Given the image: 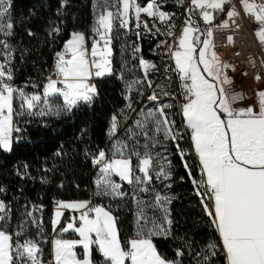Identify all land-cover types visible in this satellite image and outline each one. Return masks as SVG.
I'll return each instance as SVG.
<instances>
[{
	"label": "trees",
	"instance_id": "1",
	"mask_svg": "<svg viewBox=\"0 0 264 264\" xmlns=\"http://www.w3.org/2000/svg\"><path fill=\"white\" fill-rule=\"evenodd\" d=\"M136 1L144 7L152 0ZM156 1L165 11L174 12L175 18L178 16L180 8L176 2ZM108 10L115 17L112 72L97 78V93L92 101H80L67 109L62 96L47 97L45 104L41 94L39 107L31 111L35 113L43 107L49 114L14 117L21 132L13 134L12 151L0 149V202L6 208V212L0 215L3 217L0 230L12 236L14 247L17 243L32 241L39 249L37 255L42 262L53 264L54 239H77L76 233L62 231L64 222L53 230L57 202L88 200L112 211L123 248L136 238L139 224L148 222L151 227L154 221L167 231V235L151 237L166 260L176 264H228L219 232L204 208L206 203L211 210V205L205 198L202 202L193 183V180L202 179L196 153L189 149V155L182 156L181 144L176 145L170 138H165L163 131H156V121L161 119L152 110L156 104L150 100L141 103L148 83L140 76L138 61L130 52V43L137 40L144 58H149L151 47L161 36L137 31L133 8L131 32L124 37L117 33L121 0H11L3 19V22L13 24L9 30L11 35L0 32V41L11 46L12 59L6 64L12 70L10 83L30 96L31 84L41 86L49 75L56 72V53L71 35L86 33L92 36L99 16ZM0 61L5 62L4 56L0 55ZM232 88L228 86V94L239 96ZM21 103L19 94L15 93L17 112ZM232 106L238 109L240 99ZM134 110L132 119L124 125V120ZM148 112L153 116H148ZM165 115L168 118V114ZM113 117H116V130L111 134ZM137 120L141 121L140 125L136 124ZM118 149L131 160L134 175L144 182L129 184L111 176L109 179L113 183L121 185L118 191L123 195L111 193L110 189L108 194H100L106 185L96 186L99 170L93 165V159L100 150L105 151L109 161L122 158ZM146 152L153 160L150 181L139 171V159ZM136 153L140 156L137 157ZM161 167L170 172L169 179L157 178ZM157 194L168 197L163 206L157 203ZM35 206L43 208L37 211ZM210 245H215V249ZM178 251L183 255H176ZM15 264L32 262L25 257L22 260L17 258ZM92 264H105L96 245L92 247Z\"/></svg>",
	"mask_w": 264,
	"mask_h": 264
},
{
	"label": "snow or ice",
	"instance_id": "2",
	"mask_svg": "<svg viewBox=\"0 0 264 264\" xmlns=\"http://www.w3.org/2000/svg\"><path fill=\"white\" fill-rule=\"evenodd\" d=\"M10 2L11 0H0V21L8 11L5 5L10 6ZM240 2L244 11L261 25L256 35L264 43V0H260L259 3L256 0ZM229 3L230 0H191L192 5L203 10V19L209 24L214 17L207 9L225 11V5ZM130 7L135 9L137 20L141 13H146L150 17L158 16L161 21L171 18L163 11H154V8H158L155 0L147 3L146 7L136 4L135 0H123L121 27L128 24ZM239 14L235 6L227 11L229 19ZM114 18L111 11L99 16L98 26L95 28L98 39L93 43L90 56L84 47L85 37L79 33L73 34L64 52L56 53L57 79H52L51 76L48 78L49 82L43 93L45 104L47 97L54 93L63 97L64 107L67 109L76 106L80 101H92L97 89L89 81L93 77L111 74L112 71L110 60L112 50L109 45ZM136 26L140 27L139 24ZM222 26L228 27V21H224ZM12 28L13 24L10 21L0 22V32L5 35H11L9 30ZM199 31L198 28L192 27L189 20L179 39V49L174 52L176 69L181 79L190 81L182 85L187 99L183 105V116L192 130V140L199 156L202 174V179L193 180V183L197 186L196 192L197 195H201L202 202L205 197L212 201L211 210L206 203L204 208L219 232L228 264H264V91L258 93L259 111L253 107L233 109L231 104L242 97L227 94L222 86L231 84V80L223 71L229 65L221 64L215 51H212L214 48L212 30H207L208 38L203 41L199 40V36L193 38V34ZM228 39L231 42L232 37L229 36ZM197 43L201 45L198 54ZM0 46H2L0 55L5 59V62L0 63V149L10 152L14 142L13 134L21 132L14 117L25 114L46 115L49 112L40 107L39 111L33 113L31 110L39 107L41 95H26L10 83L13 80L12 70L6 67V64L12 59L11 46L4 41H0ZM140 63L146 70L152 67L143 60ZM201 64L204 72L212 77V80L205 78L200 69ZM213 81H219V85ZM58 84L62 87H58ZM15 93L19 94L22 101L18 112L13 106ZM148 99L156 101L158 98L153 93ZM164 107L159 109L161 119L156 121V131H163L165 138L175 140L176 136L168 126L171 122L164 114ZM221 113L226 118H222ZM147 115L153 116V113L148 112ZM115 121L116 117H113V131L116 128ZM136 124L140 125L141 121L137 120ZM118 151L122 158L109 161L105 151L100 150L93 163H103V173L110 175L115 172L129 184L143 183L141 177L134 175L131 160L124 157L122 150ZM136 155L140 156L139 153ZM181 155L183 156V152ZM152 165V157L146 152L139 159V171L149 181L152 179L150 175ZM185 167L187 168V164ZM156 175L157 178H170V172L164 167H161ZM101 184L106 187L101 189L100 194H108L110 189L111 193L123 195L118 191L121 185L113 183L110 179L98 180L97 185ZM155 199L163 206L168 197L157 194ZM88 204L89 202H58L54 224H58L63 215L60 209L84 211L79 217V227L70 222L62 228L63 232L70 229L75 231L80 239L55 240L56 264H92L93 245L97 246L105 264H125L126 260H130L131 264H176L175 261L166 260L151 239L154 235H167L163 225L153 221L149 227L148 222L139 224L138 221L139 230L136 238L128 242L126 251L119 239L115 217L103 207L89 208ZM4 208L3 202H0V210ZM89 212L95 213L94 217H90ZM78 245L84 249L83 259L76 255L75 249ZM210 248L214 250L215 245H210ZM38 251L32 241L17 243L14 247L12 236L0 230V264H15L17 258L22 260L25 257L31 260L32 264H39ZM176 255H183V252L178 251Z\"/></svg>",
	"mask_w": 264,
	"mask_h": 264
},
{
	"label": "built area",
	"instance_id": "3",
	"mask_svg": "<svg viewBox=\"0 0 264 264\" xmlns=\"http://www.w3.org/2000/svg\"><path fill=\"white\" fill-rule=\"evenodd\" d=\"M180 8L178 16L175 18L174 12L165 11L162 5L155 0V4L158 8H154V11H163L174 20V26L172 30L165 34L160 35L161 39L155 43L150 49V57L144 58L140 43L137 40H133L130 43L131 55L138 61V69L141 78L148 83V88L141 103L148 101V97L153 93L156 94L157 100L163 96H169L171 100V107L164 111L168 114V120L171 122L168 126L172 129L173 134L176 136L175 140H171L176 144H181L183 147L180 153L183 152V156L189 155V149H193L192 130L188 127L183 116V105L187 102L185 96V90L182 87L185 83H190L188 80H182L180 73L176 69L174 61V52L179 49V39L183 35V28L188 26L189 20L193 22L200 31L195 32L196 36L203 34L204 25H206L203 19V10L195 7L191 4V0H173ZM152 2V1H151ZM150 2V3H151ZM257 3L260 0H256ZM235 6L236 10L240 13L239 16L229 19L227 11H230ZM213 15V21L211 24H207L213 32L212 41L217 56L220 59L221 64H227L229 67L224 68V73L231 80V84H225L223 87L228 94V86L236 88L239 96H243L244 92L248 90H254L258 85L264 84V43L260 41L256 32L260 29L261 25L254 20L252 16H249L243 8V4L240 0H230V3L225 5V11L207 9ZM158 17V16H157ZM220 19V21H219ZM233 20L235 22H233ZM228 21V27H223V22ZM131 32V21H128L126 27H121L120 21L117 25V33L120 36H128ZM195 36V37H196ZM231 36L232 40L229 41L228 37ZM88 37V43L85 46L89 56L94 41L90 44ZM4 41V40H2ZM5 42V41H4ZM112 46V40L110 43ZM2 48V46H0ZM66 47H63L60 52H64ZM67 58V57H66ZM146 61L152 67L147 70L140 63V61ZM52 79H57L55 72L48 76ZM259 77V79H257ZM46 78L42 85L31 84L30 94L41 95L44 86L49 82ZM97 78L93 77L89 83L94 84L97 87ZM150 85V86H149ZM62 86V85H61ZM17 88L16 85H13ZM16 110V108L14 107ZM136 110L124 120L123 124L126 125L132 119ZM194 150V149H193ZM99 171H102L103 163L94 164ZM203 192L204 190L201 189ZM205 199L212 205V201ZM35 210H41V206H35ZM6 212V208L0 210V215ZM20 244V243H19ZM128 250V247L124 248ZM39 264H49V262H42L37 255Z\"/></svg>",
	"mask_w": 264,
	"mask_h": 264
},
{
	"label": "crops",
	"instance_id": "4",
	"mask_svg": "<svg viewBox=\"0 0 264 264\" xmlns=\"http://www.w3.org/2000/svg\"><path fill=\"white\" fill-rule=\"evenodd\" d=\"M122 4H123V0H121V8H122ZM109 11H111V10H108V11H106L104 14H106L107 12H109ZM112 12V11H111ZM122 13V10H120V14ZM130 17H131V7H130V9H129V15H128V21L130 20ZM120 19H123V17H122V15H120ZM73 34H75V33H73ZM73 34L71 35V37H70V39L69 40H71L72 39V37H73ZM79 34H81V35H83L84 37H85V41H84V47L87 45V43H88V37L90 38V39H93L92 41H90V44L93 42V41H95L96 39H98V35H97V33L95 32L92 36H87V34L86 33H79ZM112 34H113V27H112V31H111V33H110V38L112 39ZM68 40V41H69ZM67 41V42H68ZM67 42H66V44H65V46L64 47H66V45H67ZM175 58V57H174ZM112 59V51H111V56H110V60ZM175 61V60H174ZM111 69H112V66H111ZM112 72V71H111ZM106 75H108V74H106ZM47 85V84H46ZM45 85V86H46ZM45 86H44V88H45ZM58 87H62L60 84H58ZM261 91H264V84H260V85H258L254 90H248V91H246V92H244V94H243V96H241L242 98H240V107L238 108V109H241V108H248V107H253L256 111H259V107H260V105H259V102H258V93L259 92H261ZM43 93H44V90H43ZM42 93V94H43ZM55 95H59V94H51L50 96H48V97H51V96H55ZM13 106H14V101H13ZM15 107V106H14ZM231 107L233 108V106H232V104H231ZM234 109V108H233ZM221 116H222V118H226L225 116H224V114L223 113H221ZM185 122L187 123V119H186V117H185ZM115 130H116V128H115ZM115 130L113 131V128L111 127V134H112V132H113V134H114V132H115ZM193 149H194V152L196 153V151H195V145H194V141H193ZM196 155H197V158H198V161H199V165H200V173H201V164H200V160H199V156H198V153H196ZM101 174V171H99V175ZM112 176H116V177H118L120 180H122L115 172H112ZM201 176H202V174H201ZM97 181H98V179H96L95 180V183H96V186H98L97 185ZM104 188V187H103ZM58 202H89V204H88V206H89V208H92V207H103L106 211H109L112 215H113V213H112V211L111 210H109L107 207H105V206H103V205H99V204H93L92 203V201H88V200H60V201H58ZM58 202H57V204H56V206H55V208H54V213H53V220H52V225H53V230L54 231H56L59 227H60V225L64 222V227H66L67 226V224L68 223H74L77 227H79L80 226V220H79V217H80V215H81V212L82 211H84V210H71V209H60V211L63 213V215L60 217V222L58 223V224H54V221L56 220V211H57V209H58ZM94 215H95V213H93V212H89V216L90 217H94ZM113 217H114V215H113ZM75 218V219H74ZM116 228H117V226H116ZM117 231H118V229H117ZM67 232H74V233H76L75 231H73V230H69V231H67ZM76 235H77V239H66V240H78V239H80V237H79V234L78 233H76ZM118 235H119V232H118ZM56 239H61V238H56ZM56 239H54V241H53V245H52V262H53V264H56V262H55V240ZM120 239V238H119ZM93 247V246H92ZM75 252H76V255H77V257L78 258H80V259H83L84 258V249L82 248V246H77L76 247V249H75ZM79 253H81L82 254V256L81 257H79ZM91 259H92V254H91ZM129 264H131V261L130 260H128L127 261ZM126 262V263H127Z\"/></svg>",
	"mask_w": 264,
	"mask_h": 264
},
{
	"label": "rangeland",
	"instance_id": "5",
	"mask_svg": "<svg viewBox=\"0 0 264 264\" xmlns=\"http://www.w3.org/2000/svg\"><path fill=\"white\" fill-rule=\"evenodd\" d=\"M135 3L136 4H138L137 3V1L135 0ZM150 3V2H149ZM6 7H8L9 8V6L8 5H5ZM147 6V5H146ZM146 6H144V7H146ZM132 9V8H131ZM121 10L123 11V4H122V8H121ZM8 12V11H7ZM7 14V13H6ZM6 14L4 15V17L2 18V21L1 22H3V19H5L6 18ZM133 17H134V21H135V29L137 30V31H140V30H142V31H144V32H147V33H156V34H160V35H165V34H167V33H169L171 30H172V27L174 26V20L173 19H166L165 21H161L160 19H159V17H157V16H153V17H150V16H148L146 13H141V15H140V17H139V20H137L136 19V16H135V9L133 8ZM121 20V19H120ZM119 20V21H120ZM129 21H131V17H130V20ZM145 23L147 24V27H145ZM206 25H204V28H203V30H204V32H203V34L202 35H199V40L200 41H203L204 39H207L208 37H207V35H206V33H207V30L208 29H211L209 26H207V24H208V22H204ZM137 24H139L140 25V27H137L136 25ZM192 27L193 28H196V26H195V24L192 22ZM95 33V32H94ZM204 35V36H203ZM195 33L193 34V38L195 39ZM111 39V38H110ZM112 40V39H111ZM200 47H201V45L199 44V43H197V54H198V52L200 51ZM174 60H175V58H174ZM0 63H2L1 61H0ZM200 69H201V71L203 72V74L205 75V78H207V79H209V80H212V77H209L208 75H207V73L206 72H204V69H203V65L201 64L200 65ZM214 83H217L218 85H219V81H213ZM223 86V85H222ZM233 87V86H232ZM232 90H234V92L235 91H237L236 90V88L234 87V88H232ZM56 94V93H55ZM31 96V95H30ZM150 102H152V103H155L156 104V106H155V109L154 108H152V110H153V112H154V114H157L158 116H160L161 117V115H160V112H159V109L160 108H162V107H164L165 105H171V100H170V98H169V96H163L161 99H160V101H150ZM167 108H169V107H164V111L167 109ZM165 114V113H164ZM112 176V173L109 175V174H107V173H103L102 171H101V174L99 175V178H98V180H107V179H109L110 177ZM105 188V187H104ZM128 260H126L125 261V264H126V262H127Z\"/></svg>",
	"mask_w": 264,
	"mask_h": 264
},
{
	"label": "water",
	"instance_id": "6",
	"mask_svg": "<svg viewBox=\"0 0 264 264\" xmlns=\"http://www.w3.org/2000/svg\"><path fill=\"white\" fill-rule=\"evenodd\" d=\"M220 60V59H219Z\"/></svg>",
	"mask_w": 264,
	"mask_h": 264
}]
</instances>
